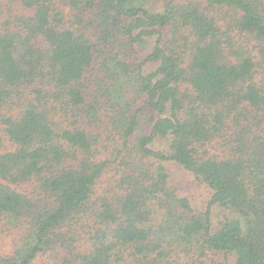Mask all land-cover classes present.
<instances>
[{"label": "trees", "instance_id": "16d2710c", "mask_svg": "<svg viewBox=\"0 0 264 264\" xmlns=\"http://www.w3.org/2000/svg\"><path fill=\"white\" fill-rule=\"evenodd\" d=\"M9 1L0 221L21 234L0 264H32L57 245L75 257L65 264H264V0ZM146 37L152 49L137 62ZM57 102L70 113L56 115ZM104 111L124 163L120 193L96 205L107 161L87 119ZM159 137L168 151L151 146ZM216 138L228 139L226 155L207 151ZM167 160L212 190L206 210L177 193ZM214 205L227 211L217 228ZM86 213L96 221L88 249L63 230Z\"/></svg>", "mask_w": 264, "mask_h": 264}, {"label": "rangeland", "instance_id": "374dc122", "mask_svg": "<svg viewBox=\"0 0 264 264\" xmlns=\"http://www.w3.org/2000/svg\"><path fill=\"white\" fill-rule=\"evenodd\" d=\"M14 4H11L9 0H0V25L2 24L5 19L9 18V16L14 17L18 10L13 8ZM212 13L217 15V11H219L220 16L223 13H227L228 8L220 9L211 8ZM227 15V14H226ZM232 15V13H230ZM225 18V17H224ZM227 19V17H226ZM237 36V33H236ZM247 37H237V39L242 40L246 39ZM250 40V38L248 37ZM153 37H146L145 42L138 43L135 48L137 50L138 57H136V61L140 62L145 59L150 51H151V43L153 41ZM251 41V40H250ZM252 42V41H251ZM154 67L153 61H148L143 63V70L149 71L151 68ZM261 72L257 75L259 76ZM264 80V73L261 74L258 79ZM54 89H50L49 92H45L47 95V99L49 102L52 100L53 97L51 96L54 92ZM58 109H56L57 114H65L70 113L66 111L68 109V105H64L61 102H57ZM12 104L9 106L0 107V115L2 112H14L11 111ZM60 106V108H59ZM8 110V111H7ZM77 111L74 112V115H77ZM101 116L103 119L98 120H90L87 119L89 123V128L95 131L99 135L97 141L98 147V158L101 160L107 161L106 168L102 175L100 176L98 183L96 184L95 194H94V201L93 204H100V202L106 199H112L116 195L120 193V189L118 187L119 177L121 175V171L123 168V154L122 148L123 144L122 141L118 138L117 134L112 128L110 123V116L109 114L104 111ZM62 121L67 124L71 122V120H66L65 117L62 118ZM143 124L140 132H148L151 128V125ZM145 126V127H144ZM260 131V130H259ZM170 141L166 137H159L156 138L151 146L159 151H168L169 150ZM207 151L212 154H221L226 155L229 151L228 148V139L226 138H216L211 143L207 144ZM149 164L156 163L157 161L153 158L147 159ZM166 168L169 173V182L177 191L178 194L183 196H188L191 200L193 208L196 212L200 213L206 210L208 206V201L212 197V190L203 183L196 181L192 172L184 169L178 163L172 160H167L164 162ZM97 207V206H96ZM94 212V211H93ZM86 215V216H85ZM84 215V218L79 219V217H75L74 220L68 221L67 225L64 227V231L67 229H71L69 235L73 236L74 239H77L78 244L85 249L91 247L90 242V229L96 226V221L93 218V214L88 213ZM227 216V211L225 208L220 206H212V221L214 228L219 227L218 225L225 219ZM21 232L11 227V225L6 224L4 221H0V254L1 255H10L13 253L15 242L18 240L19 235ZM79 240V241H78ZM57 248H52V250H47L38 255V257L34 260L32 264H65L63 261L64 259L70 258L72 261L75 257H71L69 254V250L64 245H57ZM119 264H134L131 260L127 259L124 262Z\"/></svg>", "mask_w": 264, "mask_h": 264}]
</instances>
